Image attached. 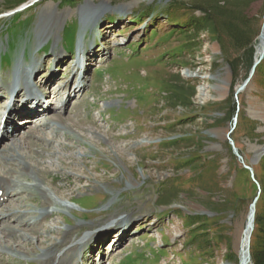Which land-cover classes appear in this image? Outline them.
<instances>
[{"label":"rangeland","instance_id":"1","mask_svg":"<svg viewBox=\"0 0 264 264\" xmlns=\"http://www.w3.org/2000/svg\"><path fill=\"white\" fill-rule=\"evenodd\" d=\"M86 3L109 9L82 30ZM26 4L31 5L16 14L21 22L12 29L21 51L26 47L36 55L37 21L53 11L63 24L67 21L65 42L75 22L78 42L96 52L88 59L86 88L65 109L55 107L66 123L80 119L78 127H43L40 119L15 135L22 150L38 152V160L63 155L68 163L71 153L75 160L65 167L55 159L41 164L45 182L54 177V186L71 196L72 208L51 206L37 232L23 231L28 247L40 251L75 226L72 238L96 231L79 264H240L242 233L257 197L249 264H264V52L252 69L264 0H233L219 8L213 0H0V41L5 40L0 51L9 53L3 25L13 26L4 14ZM111 17L112 23L106 20ZM61 35L62 29L56 51L63 52L67 65L59 63L49 74L55 63L53 38L49 51L37 54L46 65L40 80L58 86L55 99L74 93ZM69 85L68 92L64 86ZM51 94L44 97L52 100ZM57 128L56 140L71 149L41 154L40 138H51ZM11 140L0 143V162L19 166L18 160L4 159ZM23 197L32 211L40 210V193L32 189ZM113 215L133 220L115 241L109 236L121 225L115 219V227L104 225ZM31 258L0 253L1 264H38L35 255Z\"/></svg>","mask_w":264,"mask_h":264},{"label":"bare ground","instance_id":"2","mask_svg":"<svg viewBox=\"0 0 264 264\" xmlns=\"http://www.w3.org/2000/svg\"><path fill=\"white\" fill-rule=\"evenodd\" d=\"M81 9L84 12V17H82L83 20V26L82 30H84L87 26L93 25L99 16L101 14L108 10L109 7L107 5H97L96 7L92 8L88 3L86 5H83ZM63 21V20H62ZM61 21V17L57 16L55 12L49 11L48 13L42 14L40 19L37 21L36 27H35V36H36V42L39 44L38 46L41 47L43 43L49 40V38H53V44H52V50L53 54L55 56V65H58L59 63H66L64 62V54L61 50L56 51L57 42L60 39L59 32L62 29L63 22ZM264 39V32L262 31L258 37V42L256 46V54H255V61L259 62V60L262 58L263 54L262 52V42ZM80 47L82 49H85L86 55L91 53L89 48H84V45L81 43V39L79 41ZM1 46V44H0ZM24 55V54H23ZM73 62V61H72ZM24 64H27L31 67V71L28 73L26 71L27 68H25ZM15 66L17 69V73L15 77L13 78V81H10V78L8 80V83L5 85L8 89V94L4 96V98L8 101L6 104L1 103L0 107H2L3 112H8V117L6 120L7 124H10V126H13L14 130H16V125H14V121L16 119V116L20 113L26 112L25 110H19L18 105L15 103L16 96H20L22 93V97H25V95H29V98H27L26 102H29V105L33 111L38 114V116H41V118H46L49 122L45 121L42 123H39L38 125L46 127L49 124L51 125H59V123L64 124L66 127L72 128L80 123V119L72 121V123H66L65 119L63 120L60 115H57L56 108L52 101L46 100L45 102L42 101L41 96H44L45 94L49 93L51 89L56 90L58 86H51L47 89L42 86L46 85L43 84V80H36L33 78V80L26 81V74L30 77L31 74L36 75L38 74V77L41 78L43 74L46 72V65H44L43 61L38 59L35 54H30V58L24 59H18L15 62ZM52 67L50 69L49 74L52 76L54 74V71L56 70L57 66ZM47 76V75H46ZM75 84V82H74ZM81 87H84V84L81 80L76 82L75 88H78V90L81 89ZM17 88V91L13 97H11L9 94L13 92V90ZM41 89V91H40ZM54 96L56 92H53ZM70 97V94H69ZM73 97V96H72ZM38 100L37 104H34L35 100ZM68 103V101H67ZM26 104V103H25ZM31 112V111H28ZM54 112V113H52ZM37 121V117L30 114L28 117L23 118L19 121V123H22L23 128H27L28 126H31L35 124ZM22 128V129H23ZM61 129V128H59ZM58 130V128H57ZM6 128H4L3 124L0 123V137H10L11 136V144L4 148V150L7 151V153L4 155L5 162L18 160L19 166L15 163H8V165H4L0 162V222L4 221L5 224L0 228V253L2 252H10L15 253L17 255H23L26 258L32 259V255H35L34 260L37 261L38 264H73L77 260L83 258V250L87 247V245L90 243V240L92 239V235L96 233V231H93V233H85L83 237L80 238H72L71 234L73 233L75 226L70 228H65L63 230V235L54 241H52L49 245H41L39 247L40 251L35 252V250L30 246L29 242V236H25L23 234V231H31L32 233L37 232V226L42 223V221L50 216L52 214V211L49 209L51 206H57L60 208H72L71 205V196H69V193H63L60 192L59 186H54L53 180L54 177L51 178V180L46 181V177L44 176L46 173H44V167H41V164L43 162H53L60 161L58 164L60 167L61 165H67L72 163H75V160L73 159L72 153L67 155L66 159L69 160L68 163L63 162L62 156L59 155L56 158L52 159H45V160H38L34 154L38 155V152H34L32 149H28L27 151L21 148V141H17L14 137V134L8 136ZM53 133V132H52ZM59 130L56 131L51 138H44L41 136H38V138L43 139V144H39L40 147V153L42 154V151L44 150L49 156H54L58 154V151L60 150H69L71 149L70 144H64L61 145L60 142L56 140L58 137ZM65 138H70L68 133L63 134ZM84 139V138H83ZM16 140V142H15ZM77 142L79 141L76 139ZM90 141V140H89ZM15 142V143H14ZM29 146H31V142H27ZM45 144V146H44ZM38 146V144H35ZM49 147V149L46 147ZM58 147L59 150H54L52 147ZM26 148V147H24ZM3 149V148H2ZM1 149V150H2ZM2 152V151H1ZM1 155V154H0ZM3 156V155H2ZM40 157V156H39ZM18 163V162H17ZM64 165V167H65ZM28 177V178H27ZM69 178V177H68ZM81 176H77L76 179L78 181L81 180ZM48 182V184H47ZM129 186H134L135 183L131 182L128 184ZM53 186V188H51ZM35 190L38 193H40L43 197V201L41 202L40 212L39 211H32V209L29 208L27 199L23 197L24 193H27L28 195H31V190ZM97 191H100L98 187H95ZM54 190L58 196L52 195L51 191ZM67 199L63 200V199ZM29 200L32 201V199L29 198ZM114 200L112 198L110 202ZM109 202V203H110ZM108 206V204L104 205V207ZM254 213V211H253ZM252 213V217L249 216L246 221L245 228L242 233V238L240 242V264H249V252L246 251V243L247 241L250 242V236L252 233V225L254 223V214ZM17 218L15 219L14 217ZM115 219V224L121 225L119 230L121 231V235H124L125 232L128 231L126 229L127 224H133L132 218L130 219L127 216L118 217L116 215H113L111 218H109L105 223V227L111 228L115 224L112 223V220ZM125 222H122L124 221ZM14 221H16V224L19 226L13 225ZM78 223L77 225H80ZM115 227V226H114ZM117 227V226H116ZM115 227V228H116ZM106 229V228H103ZM52 231V230H50ZM56 232V231H54ZM11 236V240H7V237ZM23 238L27 240L26 242L22 243L20 239ZM24 240V241H25ZM39 245L41 244V241L38 240ZM81 253V254H80ZM1 264V263H0ZM21 264V263H19Z\"/></svg>","mask_w":264,"mask_h":264},{"label":"water","instance_id":"3","mask_svg":"<svg viewBox=\"0 0 264 264\" xmlns=\"http://www.w3.org/2000/svg\"><path fill=\"white\" fill-rule=\"evenodd\" d=\"M262 31L264 32V23H263V27H262L261 32H262ZM263 52H264V39H263V42H262V52H261V55L263 54ZM257 63H258V62L254 60V63H253V67H252V69H254V67H255V65H256ZM233 149H234V152H236V148H233ZM256 202H257V197H255V198L253 199V201H252V203H251V205H250V207H249V212H248L247 218H249V216L252 217V213H253V211L255 212V205H256ZM253 214H254V213H253ZM252 227H253V225H252ZM248 249H249V241H247V243H246V251H247V253L249 252Z\"/></svg>","mask_w":264,"mask_h":264},{"label":"trees","instance_id":"4","mask_svg":"<svg viewBox=\"0 0 264 264\" xmlns=\"http://www.w3.org/2000/svg\"><path fill=\"white\" fill-rule=\"evenodd\" d=\"M214 1V7H217V8H219L220 6V3H223V4H225L224 6L223 5H221L222 7H226L227 5H231V4H233V0H213ZM235 6L237 5V4H234ZM221 7V8H222ZM247 45V44H246ZM176 88V87H175ZM172 91H174V93H177V91H178V89H174V88H172ZM178 92H181V90L180 91H178ZM187 97H189V95H187ZM190 97H191V95H190Z\"/></svg>","mask_w":264,"mask_h":264}]
</instances>
